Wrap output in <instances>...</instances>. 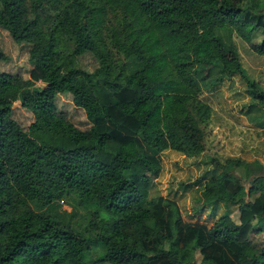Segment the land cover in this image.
<instances>
[{
  "label": "trees",
  "instance_id": "1",
  "mask_svg": "<svg viewBox=\"0 0 264 264\" xmlns=\"http://www.w3.org/2000/svg\"><path fill=\"white\" fill-rule=\"evenodd\" d=\"M0 25L28 46L30 64L27 77L0 70V264H99L93 249L105 264H196V252L206 264H264V234L254 238L264 233L259 159L214 158L219 171L194 180L211 213L235 204L237 220L228 209L210 225L186 220L175 199L140 186L161 169L148 127L160 125L171 149L204 150L203 91L239 75L264 107L234 36L264 55V0H0ZM83 54L92 70L77 64ZM59 93L88 127L58 108ZM15 100L34 115L28 129L13 117ZM31 132L43 133L41 146ZM64 198L85 208L83 227L59 210Z\"/></svg>",
  "mask_w": 264,
  "mask_h": 264
},
{
  "label": "rangeland",
  "instance_id": "2",
  "mask_svg": "<svg viewBox=\"0 0 264 264\" xmlns=\"http://www.w3.org/2000/svg\"><path fill=\"white\" fill-rule=\"evenodd\" d=\"M236 44L244 66L251 77L257 79L264 87V55L255 53L250 42L234 35ZM0 48L7 55L6 59H0V70L7 72H19L28 76V46L15 42L7 29L0 25ZM77 64L92 70L96 61L89 54L78 57ZM43 85V82H38ZM202 97L210 104L209 118L202 124L205 133L204 150L197 155H189L169 147L167 138L160 125H152L143 131L145 143L158 149L161 169L156 176H152L148 182L141 183L142 190L150 196L162 194L177 201L183 217L186 220L204 222L210 225L219 214L228 209L232 217L237 220L238 209L235 204H219L215 214L211 213V207L203 204L201 185L194 180L206 172L205 177L213 176L219 171L213 165V159L224 160L227 156L240 157L246 160L255 158L264 164V107L252 104V98L246 92V83L239 75H233L225 79L222 84L211 91H203ZM57 105L67 118L79 128L90 125L84 110L75 106L69 93H59ZM13 117L24 128L28 129L34 120L33 113L22 107L19 100L13 102ZM32 144L37 148L43 144L42 132H31ZM80 152L88 154V147L81 146ZM118 164H124L126 158L116 160ZM249 177L252 176L247 169ZM199 184H203L202 180ZM245 186L249 182L245 181ZM203 205V210L197 209ZM59 210L71 212L70 216L75 224L83 227L87 223L85 208L72 198H64L60 201ZM73 207V208H72ZM72 208V211H70ZM133 214L140 220L153 217L150 210L141 207H133ZM264 233H256L254 238H263ZM93 256L99 264H105L97 257V250L93 249ZM243 257L251 255L248 249H244ZM131 264L130 259H126ZM207 260L195 253L196 264H206Z\"/></svg>",
  "mask_w": 264,
  "mask_h": 264
}]
</instances>
